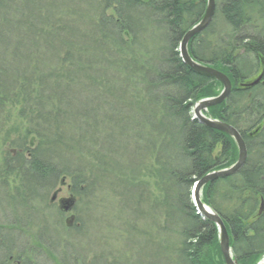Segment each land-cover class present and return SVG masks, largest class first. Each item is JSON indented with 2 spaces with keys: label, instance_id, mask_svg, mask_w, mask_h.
Wrapping results in <instances>:
<instances>
[{
  "label": "trees",
  "instance_id": "1",
  "mask_svg": "<svg viewBox=\"0 0 264 264\" xmlns=\"http://www.w3.org/2000/svg\"><path fill=\"white\" fill-rule=\"evenodd\" d=\"M205 8L206 0H0V184L14 197L22 190L19 197L33 192L37 200L31 186L46 183L44 194L62 177L82 204L90 187H106L104 181L123 191L122 168L130 165L138 175L150 153L153 167L145 170L153 183H143L147 190L138 195L148 194V202L137 206L149 204L160 233L171 237L166 264H225L217 229L197 214L190 191L209 172L233 165L238 151L229 136L192 119L195 103L217 97L222 85L185 66L178 51ZM188 51L229 78V97L206 115L235 128L248 153L237 174L203 187L202 201L223 219L238 264H258L264 0H215L212 23ZM0 241V264L11 262L15 250L19 264H39ZM72 259L86 264L81 255Z\"/></svg>",
  "mask_w": 264,
  "mask_h": 264
},
{
  "label": "rangeland",
  "instance_id": "2",
  "mask_svg": "<svg viewBox=\"0 0 264 264\" xmlns=\"http://www.w3.org/2000/svg\"><path fill=\"white\" fill-rule=\"evenodd\" d=\"M124 153L127 161L132 159L128 157V153L131 154V152ZM149 155L150 153L148 157L142 156L141 166L143 167L138 175L135 174L137 170L130 165L122 168L124 175L122 179L125 180L123 187L121 186L123 191L118 188L115 193V190L108 187L119 185H110L111 181L103 180L104 185L108 187L94 189L91 186L90 198L82 204H80L81 199L70 192L69 181L62 177H59L53 187L44 194L43 189L46 183L31 186L34 193L39 195L37 200L31 196L33 192L30 196L19 197L26 192L22 190L18 191L19 198L14 197L13 192L0 184V227L2 229L0 231H4L0 240L6 239L7 246L10 248L16 244L15 246L20 251L23 250L27 257L31 255L29 258L38 259L39 264H63L59 261L61 258H65L71 264L74 255H81L82 262L84 263L86 259V264L171 263L167 260L168 251L165 249L172 243L171 237L167 233H160L159 217L152 213L149 204L142 205L141 208L137 206L140 200L147 201V193L141 199L138 195L141 189L147 190V186L143 183L147 181L150 184L153 183L152 179L148 180L145 170L149 167L152 170L153 167L154 162L150 161ZM128 182L134 186L125 191L124 188L128 187ZM192 190L193 187L190 191L191 200ZM54 196L55 199L52 201ZM69 200L73 201L71 208L68 211L60 209L59 201L68 202ZM79 212L82 213V221L78 217H81ZM16 219L21 221L22 228L10 231L9 226L15 225ZM76 224L81 227L79 231L74 230ZM34 239H40V246L33 244ZM172 248H169L171 253H173ZM163 252L164 255H162ZM16 253L17 250L13 252L15 255L11 256L13 259L8 264L20 263L14 259L17 256Z\"/></svg>",
  "mask_w": 264,
  "mask_h": 264
},
{
  "label": "water",
  "instance_id": "3",
  "mask_svg": "<svg viewBox=\"0 0 264 264\" xmlns=\"http://www.w3.org/2000/svg\"><path fill=\"white\" fill-rule=\"evenodd\" d=\"M215 12V0H206V8L202 19L195 23L182 37L179 43V55L185 66L190 68L193 72L213 79L219 82L222 85V90L217 97L201 99L195 103L192 108V119L196 120L199 124L204 125L210 129L219 131L227 136H229L235 143V146L238 151V157L236 162L224 169L213 170L197 180L194 183L192 190V202L195 207V210L199 216L203 219L211 222L215 225L218 233V242L220 251L224 258L225 264H238L237 260L233 257L232 250L230 247V237L228 231L226 229L225 223L223 219L207 204L202 201V189L208 183L216 181L218 179H224L231 177L237 174L245 165L247 161V149L246 145L240 135V133L233 128L232 126L226 124L221 120L213 119L206 115V112L209 108L215 107L227 100L231 93L232 85L229 78L221 73L220 71L212 68L211 66L202 64L194 60L189 51L188 44L190 40L202 33L207 27L211 24L213 15ZM261 74L255 81L250 83V86L259 83L262 79ZM55 199V196L52 198V201ZM60 209H64L68 211L73 201L69 200L68 202L61 201ZM65 205V206H64ZM264 207L263 201L261 202V207L259 210V214L262 212ZM258 264H264V256L260 260Z\"/></svg>",
  "mask_w": 264,
  "mask_h": 264
},
{
  "label": "bare ground",
  "instance_id": "4",
  "mask_svg": "<svg viewBox=\"0 0 264 264\" xmlns=\"http://www.w3.org/2000/svg\"><path fill=\"white\" fill-rule=\"evenodd\" d=\"M214 13H215V12H214ZM202 17H203V16H202ZM202 17H201V19H202ZM213 17H214V15H213ZM201 19H200V20H201ZM200 20H199V21H200ZM199 21H197V22H199ZM212 21H213V19H212ZM197 22H196V23H197ZM211 23H212V22H211ZM244 143H245V142H244ZM246 149H247V148H246ZM247 157H248V153H247Z\"/></svg>",
  "mask_w": 264,
  "mask_h": 264
},
{
  "label": "flooded vegetation",
  "instance_id": "5",
  "mask_svg": "<svg viewBox=\"0 0 264 264\" xmlns=\"http://www.w3.org/2000/svg\"><path fill=\"white\" fill-rule=\"evenodd\" d=\"M60 202H61V201H59V204H60ZM60 206H61V204H60Z\"/></svg>",
  "mask_w": 264,
  "mask_h": 264
}]
</instances>
